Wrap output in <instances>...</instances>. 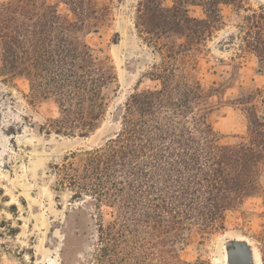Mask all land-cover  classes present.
Here are the masks:
<instances>
[{
	"label": "trees",
	"instance_id": "16d2710c",
	"mask_svg": "<svg viewBox=\"0 0 264 264\" xmlns=\"http://www.w3.org/2000/svg\"><path fill=\"white\" fill-rule=\"evenodd\" d=\"M232 3L247 14L245 46L263 59V7L243 9V0L140 4L136 28L159 52L149 75L158 85L128 99L119 131L104 145L54 167L58 187L73 201L90 198L96 211L91 264H201L182 258L185 247L225 231L226 212L261 191L264 118L252 105L247 134L224 140L207 121L215 95L189 68L222 29L219 6ZM189 6L204 18L191 17ZM111 20L109 0H0V77L24 79L33 101L52 100L58 116L49 126L58 135L88 139L102 127L116 74L109 58H93L85 37Z\"/></svg>",
	"mask_w": 264,
	"mask_h": 264
},
{
	"label": "rangeland",
	"instance_id": "374dc122",
	"mask_svg": "<svg viewBox=\"0 0 264 264\" xmlns=\"http://www.w3.org/2000/svg\"><path fill=\"white\" fill-rule=\"evenodd\" d=\"M109 1L110 24L85 37L93 58H109L116 74L105 120L94 135L78 139L56 134L49 126L58 116L54 102L33 101L24 79L8 82L0 77V264L92 262L96 234L90 215L96 211L90 198L73 201L69 190L58 187L54 167L69 154L104 145L115 135L120 129L117 115L128 99L158 85L149 75L160 63L157 49L136 28L144 0ZM161 1L165 6L173 2ZM235 6H219L222 29L189 67L215 95L207 121L224 140L247 134V109L252 105L264 118V58L245 46L240 26L247 14ZM242 7L264 8V0H243ZM59 11H65L61 4ZM188 12L204 18L200 7L189 6ZM170 40L177 39L171 35ZM261 186L259 193L226 212L225 231L204 246L185 247L182 258L201 264H264V172ZM102 212L108 219L109 209L103 207Z\"/></svg>",
	"mask_w": 264,
	"mask_h": 264
},
{
	"label": "bare ground",
	"instance_id": "6f19581e",
	"mask_svg": "<svg viewBox=\"0 0 264 264\" xmlns=\"http://www.w3.org/2000/svg\"><path fill=\"white\" fill-rule=\"evenodd\" d=\"M257 257V256H256ZM257 264H258V262H257Z\"/></svg>",
	"mask_w": 264,
	"mask_h": 264
}]
</instances>
